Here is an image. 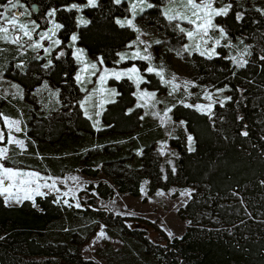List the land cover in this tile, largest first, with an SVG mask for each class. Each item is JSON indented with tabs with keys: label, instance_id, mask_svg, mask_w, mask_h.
I'll return each mask as SVG.
<instances>
[{
	"label": "trees",
	"instance_id": "obj_1",
	"mask_svg": "<svg viewBox=\"0 0 264 264\" xmlns=\"http://www.w3.org/2000/svg\"><path fill=\"white\" fill-rule=\"evenodd\" d=\"M20 1L37 5L31 15L42 27L48 25L49 9L56 10L54 19L62 25L57 31V47L64 54L52 51V63L47 68L32 50L21 52L10 42H4L0 49V68L26 89L27 98L32 100L38 95L33 87L42 81L57 89L58 100L39 112L21 98H0L8 106L18 108V104L27 112L28 134L44 158L52 147L68 142L76 152L74 160L86 165L99 163L97 167H83L84 172L95 175L103 168L120 191L138 195L142 177L149 178L150 191L171 185L192 190L178 210L189 224L181 237L172 239L155 226L153 238L145 224L129 226L127 220L132 217L99 206L93 194L83 200L84 207L73 210L58 203L52 194L35 197V206L24 201L22 205L6 207L0 197V264H96L81 254L86 237L81 239L79 230L66 225L73 214L126 228L169 264H264V11L248 0H232L228 14L216 17L231 45L219 46L212 58L192 51L189 67L196 81L224 87L231 99L215 103L211 113L181 103L173 106L172 116L184 120L192 134L194 150H189L185 131L180 129L170 138L178 153L175 171L168 168L163 175L156 148L162 130L153 128V122L143 121L137 107L130 109L135 102L131 79H113L118 95L102 111L101 127L96 128L79 105L81 89L74 77L77 64L69 45L70 34L76 29L77 42L89 55H100L105 64H115L119 51L135 35L131 26L117 23L129 12L131 0H121L119 4L115 0H97L96 7L81 6L87 25L77 23L76 9L65 7L85 0ZM147 1L153 7L138 14L141 23L152 22L171 39L183 41L184 35L168 26L169 20L159 7L165 0ZM237 44L247 46L244 67H239L228 52L229 48L238 50ZM148 76L154 85H159L154 73ZM245 131L247 136L242 135ZM129 135H135L130 142L140 147L136 166L128 165L132 150L125 138L130 139ZM49 160L52 164L53 159ZM95 188L103 197L111 192V187L101 180Z\"/></svg>",
	"mask_w": 264,
	"mask_h": 264
},
{
	"label": "rangeland",
	"instance_id": "obj_2",
	"mask_svg": "<svg viewBox=\"0 0 264 264\" xmlns=\"http://www.w3.org/2000/svg\"><path fill=\"white\" fill-rule=\"evenodd\" d=\"M231 2L232 0H218V2L214 4V7L220 8L224 5H231ZM148 3L150 2L145 0L144 4H140L139 7L134 10L133 4H139V0H131L129 4V12L125 16L119 18L120 21H126L128 19L133 20L135 27H131L134 29L135 35L128 42L127 47L124 50L119 51L115 64L107 65L104 62L103 64H100V60H102L100 55L91 56L87 53L86 49L77 42V40L73 43L71 37L73 34L77 36L76 29L70 34L69 45L72 48V56L77 64L74 77L81 89L79 102L94 89L101 87L98 79L100 72L91 75V70H84L87 64L95 63L101 70L107 68L109 70L123 71L133 66L139 70V75L143 77V82L140 83L139 88H137L135 80L131 79L134 84L135 102L130 109L137 107L140 110V116L143 121L153 122L155 123L153 128L159 127L162 130V136L156 141V148L160 155L162 174L165 175V171L168 168H174V160L178 154L176 148L170 144V138L176 136L180 129L185 131L187 140L189 136L192 137V134L186 128L184 120L175 119L172 116L171 111L173 106L176 103L193 105V107L197 104L207 105L211 103V101L204 98L206 91L212 94V99L215 103H222L228 97V94L224 87L201 85L193 77L189 67V60L192 51L195 50L190 48L189 51H184V47L186 45H191L193 42L190 41L184 33H181L179 27H177V25H179L180 27L190 30L192 28L191 25L187 24L186 21L181 20L168 22L169 27L176 28L177 34L184 35V40L179 42L176 40L178 39L177 37L171 39L170 35L160 28L161 26L152 24V22L149 21L141 23L138 14L141 12V9L144 10L147 8L146 5ZM248 3L264 11V0H248ZM6 4L7 1L0 3V6ZM19 4L21 6L13 9V11L24 13V15L20 17V22L28 24L30 28L33 25H38L36 32L33 33L34 40L39 38L37 33L46 32L53 28L54 24H60V22L54 19V16L50 17L48 15L49 12L53 10L49 9L46 14L48 25L42 27L31 15L33 11L32 6L25 4L20 0ZM72 4L83 6L87 4V0L83 3L70 2L66 4L65 7H71ZM169 6V0H165L159 4L163 13ZM171 7H174L177 11H183L178 5H171ZM2 10L3 8L0 7V11ZM81 17L86 20V17L82 14L81 10H79L77 11V23H79V18ZM214 23L218 27H222L216 21V17L214 18ZM137 29H139V31H137ZM57 31L58 29L55 30V36H53L52 39L60 41ZM209 36L211 39H209V42L206 45L207 48H211L215 39L220 38V33L218 29L210 30ZM225 38L221 39L220 44L216 46V53H218L219 46L231 45L232 42L228 40V42H226ZM140 41H143L144 43H140ZM156 41H159L160 43H156ZM3 43L4 41L0 40V49L4 48L2 47ZM42 43L44 44V47L51 49L50 52L45 53L43 48L33 50L26 45L23 48L17 46L21 52L32 50L38 60H42L43 64H48L51 52L56 50L58 54L61 50L58 49V45H53L51 40H44ZM237 46L239 48L238 50L233 51L229 48L228 52L231 54L232 58H236V61L244 60L247 56V46L246 44H237ZM145 47H147L146 53L144 51ZM77 49L83 50V55L80 60L76 58ZM137 50L143 55L150 54L152 59L148 61L139 58H131ZM122 54L126 57L123 61L120 58ZM148 67H153L155 69V71L151 73H154L157 76L159 85H154L152 83L153 80L148 76ZM161 70L163 73V79H161L160 75H157V72ZM78 75L81 76L83 83L76 79ZM173 75L177 78L174 83L179 85V88L175 91H173V84L166 83V81L172 79ZM89 79L91 80L90 83L88 82ZM113 79L115 78L109 77L103 87L107 90L115 89V91L118 92L115 84L112 83ZM185 81L190 82L187 87H185ZM42 82L37 87H33V90L37 88L38 95H34V98L30 100L25 95L26 89L22 87L19 82L8 77L0 68V98H4L8 95L21 98L19 100L24 101L31 109L39 112L42 109L44 110V107H51L50 105L58 100L57 89ZM13 85L18 86L19 90L22 91V95L18 94V89L14 88ZM84 88H86L87 91H84ZM142 92L155 93V98L151 99L145 97L141 100L138 97ZM29 93H31V91H29ZM115 97L116 96L109 97L107 92L96 93L93 98V103H96L101 98L115 99ZM106 104L107 103L104 104L102 109L89 108V113L92 115L91 122L96 128L101 127L103 124L101 114L106 107ZM19 106L20 105L17 104L18 108H14L8 106L4 101H0V113H3L11 119H18L21 121L20 127L22 131L20 133L14 132L13 134L16 135L17 139H22L25 142V150L23 151L16 145H7L10 149L9 155L11 156V161H14L15 163L5 162L6 166L37 171L42 176H50L55 179L56 187L59 191L46 188H42L41 191L44 192L45 195L52 194L58 203L67 206L71 210L84 207L83 200L87 196L93 194L97 196V204L99 206L111 210L113 213L132 217V220H127L129 226L132 223H136V226L145 224L144 226L146 229H149L148 235H150L151 238L156 235L153 228L154 226L157 227L158 232L162 233V235H165L169 239L182 236L189 224V220L182 218L179 215L178 210L179 207L189 198L192 190L191 187H177L171 185L166 189L158 187L154 191H150L149 178L142 177L139 183L138 195H133L128 191H120L110 175L103 171V168H99L95 175H90L84 172L83 167H97L99 166V163H95L96 165H86L74 160V157L72 156H74L76 152L73 148H70L72 147V143L68 144V142H66L64 146L52 147L47 151L50 155H47L48 157L45 159L39 145L36 144L35 140H33L28 134L27 127L29 123L26 118V115L28 114ZM168 108H171V111L168 113V116L171 117L170 120L164 117V112ZM97 111L100 112L99 116L95 115V112ZM82 112L84 114L83 109ZM156 113H159V115H155ZM96 121H99V123L96 124ZM182 121L184 122L183 124L181 123ZM3 127V121L0 120V128ZM134 136L135 135H129L128 137H130V139H125L130 142ZM132 143L133 142H130L132 157L128 158V165L136 166L138 165L136 157L140 153V147H138V144L134 146ZM192 144L190 145L188 141L189 148ZM49 159H53L52 164ZM62 159L65 161L63 160L61 163ZM72 177H76L77 179L73 180ZM99 180L111 187V192L105 197L100 196L95 188V185ZM47 182L49 184L52 183L51 180H48ZM41 183H43V181H41ZM64 193H68V195L65 196ZM158 193H163V195H158ZM64 200H67L68 204H65L63 202ZM77 202H79L80 207L75 206ZM66 225H72L75 229L79 230L81 239L86 237V241L81 245V254L85 258L93 260L96 264H169L166 259L155 252L141 238L131 234L126 228L120 225H108L101 221L87 220V218L84 219L80 214H73ZM101 230L106 234L104 238L99 236ZM169 233H172V235L169 236Z\"/></svg>",
	"mask_w": 264,
	"mask_h": 264
},
{
	"label": "snow or ice",
	"instance_id": "obj_3",
	"mask_svg": "<svg viewBox=\"0 0 264 264\" xmlns=\"http://www.w3.org/2000/svg\"><path fill=\"white\" fill-rule=\"evenodd\" d=\"M117 4L121 2V0H115ZM218 0H169V7L164 11L163 15L169 20V21H175V20H181L186 21L187 24L191 25L192 28L190 30L185 29L184 27H179V31L181 33H184L187 38L192 41L193 43L191 45H186L184 47V51H189V49H193L195 51H198L201 56H207L208 58H212L213 56L217 55L216 53V46L220 44L221 39L225 38L226 33L225 30L222 27H218L214 23V18L219 16H226L231 9V5H224L223 7L216 8L214 7V4L217 3ZM145 0H139V4H133V9L135 10L137 7H139L140 4H144ZM171 5H178L179 8L183 9V11H177L174 7H171ZM19 0H7L6 5H2L0 7L3 8L2 11H0V40L4 42H10L12 44H16L19 47L23 48L25 45L27 47L32 48L33 50L41 49L43 48L45 53L50 52V48L44 47V44L42 41L44 40H51L53 45H59V40H53L52 37L55 36V30L62 27L60 24H54L53 28L49 29L46 32L37 33L38 39H33V33L36 32V28L38 25H33L31 28L28 24L20 22V17L24 15V13L21 12H14L13 9H16L20 7ZM85 6L90 7H96L97 6V0H87V4ZM147 7L151 8L153 7L152 4L148 3L146 5ZM76 9L77 11L81 10V6L77 4H72L69 10ZM143 9H141L142 11ZM55 9H53L51 12H49V16L55 15ZM240 17L238 16V19ZM89 21L83 19L82 17L79 18V24L80 25H87ZM118 24H121V26H124L127 24L128 26L135 27L133 24L132 19H128L126 21H117ZM218 29L220 33V38L215 39L213 46L211 48H207L206 45L209 42V39L211 37L209 36V31ZM139 31V29H137ZM13 33H19V34H13ZM78 39V37L73 34L71 37V40L73 43ZM30 42V43H29ZM140 43H144L143 41H140ZM156 43H160L159 41H156ZM150 46V45H149ZM145 53L147 52V47L144 49ZM64 53L61 52L60 55H63ZM83 55V50L77 49V55L76 58L78 60L81 59ZM121 60L123 61L126 57L125 55H121ZM131 58H139L141 60H148L150 61L152 59L151 55H143L139 50H137ZM264 59V57H261ZM234 62L238 64L239 67H244L245 64H247L246 60H240L236 61V58H232ZM51 60L48 61V64L44 65L45 68L49 67L51 65ZM100 64H103V60H100ZM17 67H22V65H17ZM85 71L91 70V75H95L97 72H100L99 75V84L101 87L94 89L91 93H89L82 101L79 102L81 109L84 110V115L91 120L92 115L89 113V108H103L105 103H113L115 102L114 99H99L96 103H93V98L96 93H104L107 92L109 97H114L118 95V93L115 91V89L107 90L103 87V85L106 83L107 79L109 77H114L116 80H120L123 77H127L128 79H134L135 83L137 85V88H139L140 83L143 82V77L139 75V70L133 66L131 68H128L123 71H116V70H109L107 68H104L103 70L99 69L97 67V64L90 63L86 65ZM147 71L149 73L155 71L153 67H148ZM157 75L161 76V79H163V73L162 70L157 72ZM76 79L83 83V80L81 76H77ZM176 76L173 75L172 79L170 81H166V83L173 84V91L177 90L179 88V85H176L174 82L176 81ZM88 82L90 83L91 80L89 79ZM185 87L190 82L185 81ZM14 88L18 89V94L22 95V91L19 90L18 86L13 85ZM84 91H87L86 88L83 89ZM222 91V90H218ZM145 97H149L151 99L155 98V93H147L142 92L139 95V99L143 100ZM205 99L211 101V103L207 105H201L197 104L194 107L201 112L205 113H211L213 104L215 101L212 99V94L209 92H205ZM226 99H231L230 97ZM140 106V105H138ZM186 107H193V105H185ZM171 111V108H168L164 112V117H166L168 120L171 119V117L168 116V113ZM96 116L100 115V112H95ZM155 115H159V113H156ZM0 120L3 121V128H0V197H3L4 204L6 207H11L12 205H22L24 201H31L33 203V206H35V197L37 196H44L45 193L41 191L42 188L51 189L59 191V189L56 187V180L52 177H45L42 176L37 171L32 170H26L19 167H9L6 166L5 162H12L11 156L9 155V147L7 145H16L18 146L22 151L25 150V142L22 139H17L16 135L13 133H20L22 131L20 125L21 121L18 119H11L10 117L4 115L3 113H0ZM163 122V118H162ZM99 121H96V124H98ZM184 123L183 121L181 122ZM95 126V125H94ZM242 135L247 136L248 132L245 131L242 133ZM6 141V144H5ZM189 144L191 145L193 142V138L191 136L188 137ZM190 151L194 150V148L190 147ZM22 154V153H21ZM175 171V169H173ZM73 180H76V177H72ZM51 180L52 183L49 184L47 181ZM43 181V183H41ZM71 191V190H70ZM65 196L68 195V193H64ZM158 195H163V193H158ZM65 204H68L67 200L63 201ZM71 206V205H69ZM76 207H80L79 202L75 205ZM105 233L103 230L99 233V236L101 238L105 237ZM172 233H169V236H171Z\"/></svg>",
	"mask_w": 264,
	"mask_h": 264
},
{
	"label": "water",
	"instance_id": "obj_4",
	"mask_svg": "<svg viewBox=\"0 0 264 264\" xmlns=\"http://www.w3.org/2000/svg\"><path fill=\"white\" fill-rule=\"evenodd\" d=\"M31 6H32V10L33 11H36L37 10V5L36 4H32Z\"/></svg>",
	"mask_w": 264,
	"mask_h": 264
}]
</instances>
